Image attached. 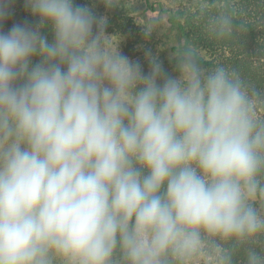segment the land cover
Wrapping results in <instances>:
<instances>
[{"label": "clouds", "instance_id": "obj_1", "mask_svg": "<svg viewBox=\"0 0 264 264\" xmlns=\"http://www.w3.org/2000/svg\"><path fill=\"white\" fill-rule=\"evenodd\" d=\"M13 3L0 0V264H264V91L192 45L171 53L174 75L146 52L145 73L76 0H24L36 22L5 31ZM193 5L214 39L247 30L238 0Z\"/></svg>", "mask_w": 264, "mask_h": 264}, {"label": "trees", "instance_id": "obj_2", "mask_svg": "<svg viewBox=\"0 0 264 264\" xmlns=\"http://www.w3.org/2000/svg\"><path fill=\"white\" fill-rule=\"evenodd\" d=\"M179 4L178 10L170 18L184 38V46L192 45L204 53L203 66L213 67L223 64L238 71L243 79L257 90L264 91V0H238L246 12L248 21L246 31H238L231 38L217 40L208 36L196 21L198 14L193 0H174ZM77 4L93 9L97 15H106V31L110 35H119L122 39L121 51L132 61H139L145 73L149 69L147 60L138 59V44L142 33L134 17L125 12L113 14L105 12V6L99 0H76ZM12 15L5 21L3 29L7 31L14 23L32 24L36 22L24 7V0H14ZM45 37L51 42L54 33L49 26L44 30Z\"/></svg>", "mask_w": 264, "mask_h": 264}, {"label": "rangeland", "instance_id": "obj_3", "mask_svg": "<svg viewBox=\"0 0 264 264\" xmlns=\"http://www.w3.org/2000/svg\"><path fill=\"white\" fill-rule=\"evenodd\" d=\"M122 3V8L109 10L105 7V12L110 14L125 12L134 17L142 33V40L137 50L138 59H146V52L159 55L165 70L174 75V65L170 62V55L185 44L179 29L170 22L179 4L174 0H122ZM145 26L153 28L152 36L147 39L143 32ZM199 52L201 56H205L202 51Z\"/></svg>", "mask_w": 264, "mask_h": 264}]
</instances>
